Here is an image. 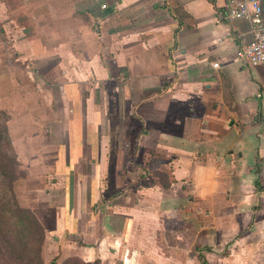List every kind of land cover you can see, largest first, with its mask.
<instances>
[{"label": "crops", "instance_id": "obj_1", "mask_svg": "<svg viewBox=\"0 0 264 264\" xmlns=\"http://www.w3.org/2000/svg\"><path fill=\"white\" fill-rule=\"evenodd\" d=\"M251 38L226 0H0L7 67L33 68L36 119L96 174L98 210L69 234L83 257L264 264V65L237 58Z\"/></svg>", "mask_w": 264, "mask_h": 264}, {"label": "rangeland", "instance_id": "obj_2", "mask_svg": "<svg viewBox=\"0 0 264 264\" xmlns=\"http://www.w3.org/2000/svg\"><path fill=\"white\" fill-rule=\"evenodd\" d=\"M7 51L13 52L10 45L0 43V264L89 261L81 252L80 237L71 243L69 234L81 230L82 218L96 214V174H80L87 167L70 165L71 158L52 140L64 127L36 119V73L21 62L9 70ZM15 68L20 69L14 73ZM49 100L45 91L37 99L41 113L54 118L57 110L50 107L52 103L56 108L55 100ZM94 129L86 127L83 134ZM178 227L168 221L158 230L168 252L181 247L174 239ZM121 256L113 252L110 261L100 264H123Z\"/></svg>", "mask_w": 264, "mask_h": 264}, {"label": "built area", "instance_id": "obj_3", "mask_svg": "<svg viewBox=\"0 0 264 264\" xmlns=\"http://www.w3.org/2000/svg\"><path fill=\"white\" fill-rule=\"evenodd\" d=\"M226 10L230 18L244 19L251 25L252 38L237 50V58L252 66L264 65L263 0H226ZM213 66L218 67L219 62Z\"/></svg>", "mask_w": 264, "mask_h": 264}, {"label": "trees", "instance_id": "obj_4", "mask_svg": "<svg viewBox=\"0 0 264 264\" xmlns=\"http://www.w3.org/2000/svg\"><path fill=\"white\" fill-rule=\"evenodd\" d=\"M201 259L203 261V264H207V259L205 258V254L201 253ZM55 259V257H54ZM51 264H54V261H51ZM74 264H100V260L99 259H95L94 261H86V262H82V261H78Z\"/></svg>", "mask_w": 264, "mask_h": 264}, {"label": "water", "instance_id": "obj_5", "mask_svg": "<svg viewBox=\"0 0 264 264\" xmlns=\"http://www.w3.org/2000/svg\"><path fill=\"white\" fill-rule=\"evenodd\" d=\"M80 239V238H79Z\"/></svg>", "mask_w": 264, "mask_h": 264}]
</instances>
